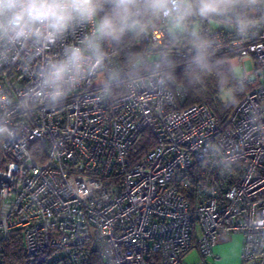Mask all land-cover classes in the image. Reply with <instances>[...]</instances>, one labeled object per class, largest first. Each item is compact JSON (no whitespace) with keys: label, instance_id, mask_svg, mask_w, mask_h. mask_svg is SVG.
Wrapping results in <instances>:
<instances>
[{"label":"built area","instance_id":"2783aa9c","mask_svg":"<svg viewBox=\"0 0 264 264\" xmlns=\"http://www.w3.org/2000/svg\"><path fill=\"white\" fill-rule=\"evenodd\" d=\"M109 7L101 0L97 19ZM238 15L254 22L243 35ZM138 20L136 43L150 49L178 32L177 57L197 38L196 48L231 53L238 102L219 116L205 103L184 105L159 59L131 74L138 64L123 66L106 38L101 63L53 100L48 66L82 47L94 24L55 37L37 25L0 40V255L19 230L22 264H85L92 253L103 264H186L193 249L217 259L219 238L239 233L240 264H264V0L193 14L179 29L171 16ZM141 138L148 149L138 154Z\"/></svg>","mask_w":264,"mask_h":264},{"label":"clouds","instance_id":"9594fccd","mask_svg":"<svg viewBox=\"0 0 264 264\" xmlns=\"http://www.w3.org/2000/svg\"><path fill=\"white\" fill-rule=\"evenodd\" d=\"M258 0H111V11L98 17L101 0H0V40L15 42L31 34L34 26H44L50 37L62 35L74 23H93L94 31L82 47L70 46L62 60L51 63L45 73L44 87L51 89L55 100L66 85H75L86 73L97 67L103 58L100 39L119 40L121 35L139 25L141 12L171 16L177 25L196 14L206 18L224 15L257 3ZM253 21L237 16L240 34L252 27ZM201 47V45H198ZM202 55L197 61H202ZM94 61V63H93Z\"/></svg>","mask_w":264,"mask_h":264},{"label":"trees","instance_id":"16d2710c","mask_svg":"<svg viewBox=\"0 0 264 264\" xmlns=\"http://www.w3.org/2000/svg\"><path fill=\"white\" fill-rule=\"evenodd\" d=\"M111 8L106 9L99 17L110 12ZM136 37L137 32L134 29L124 32L119 40L113 41L123 66L130 67L133 62L138 64L137 70L131 71V74L139 71L146 72L150 67L149 55L151 51L144 43L134 45ZM165 40L167 41L163 47L152 49L154 53L158 54V57L152 58L161 61L169 84L181 86L184 92V105L205 103L218 116L230 112L240 98L233 69L227 63L233 55L226 51L217 52L208 48H196L194 44L201 42V39L197 38L187 41L188 48H190L188 55L177 57L175 53L180 47V34L172 32ZM198 55H202V61H197ZM226 88L233 89L234 96L230 103L223 104L219 101L218 95L221 90ZM117 92L118 90L113 87L111 93ZM143 140L145 139L141 138L135 144V147L139 149L138 154H143L148 149L142 145ZM0 258L2 264H22L26 260L19 230H13L3 241ZM37 264L52 263L40 261ZM85 264H103V261L98 253H92Z\"/></svg>","mask_w":264,"mask_h":264},{"label":"rangeland","instance_id":"374dc122","mask_svg":"<svg viewBox=\"0 0 264 264\" xmlns=\"http://www.w3.org/2000/svg\"><path fill=\"white\" fill-rule=\"evenodd\" d=\"M215 23H211V25H214ZM179 27L178 25L176 26ZM176 28V30H177ZM179 29V28H178ZM134 30V29H133ZM131 30V31H133ZM167 41V40H166ZM134 45H138V43L134 42ZM150 49V48H149ZM155 50V48H153ZM152 48L150 49L151 54L150 59L152 57H158V54L154 53ZM154 53V54H153ZM255 63V62H254ZM234 62L231 60H228V65L233 69L235 78L237 80V71L233 66ZM253 61L252 60H245L244 66L245 70H251L253 67ZM234 91L231 88H226L220 91L218 95V99L223 104H228L233 100ZM242 235L241 234H233V235H224L219 238L218 240V246L217 249H214V255L217 256V259L213 258H202L198 252L193 249L190 252H188L183 257V262L186 264H199L202 262H205L206 264H240L241 263V248H242ZM224 246V247H222ZM240 247V250H239Z\"/></svg>","mask_w":264,"mask_h":264},{"label":"crops","instance_id":"0c3cea01","mask_svg":"<svg viewBox=\"0 0 264 264\" xmlns=\"http://www.w3.org/2000/svg\"><path fill=\"white\" fill-rule=\"evenodd\" d=\"M217 247H219V246H218V241H217V243H216V245H215L214 249L216 250V249H217ZM222 247H224V246H222ZM239 250H240V247H239Z\"/></svg>","mask_w":264,"mask_h":264}]
</instances>
